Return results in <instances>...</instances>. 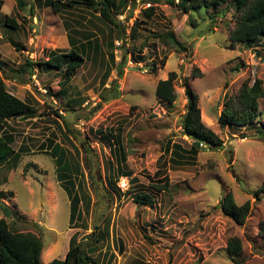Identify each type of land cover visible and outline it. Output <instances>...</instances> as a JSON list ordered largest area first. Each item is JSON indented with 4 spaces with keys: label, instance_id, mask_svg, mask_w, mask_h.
<instances>
[{
    "label": "rangeland",
    "instance_id": "rangeland-1",
    "mask_svg": "<svg viewBox=\"0 0 264 264\" xmlns=\"http://www.w3.org/2000/svg\"><path fill=\"white\" fill-rule=\"evenodd\" d=\"M1 1L0 77L9 92L26 100L31 114L20 120L23 125L15 134L14 148L21 142L26 148L21 149V159L8 169L0 166V192L7 202H0V208L11 211L13 219L14 214L23 216L28 225H21L23 230L39 225L44 241L41 262L49 252L53 255L48 263L63 261L73 236L87 242L94 227L102 225L104 242L94 255L101 264H237L226 252L233 237L243 241L242 264H264L260 233L264 193L259 201L252 194L264 181V100H259V124L222 128L219 122L227 100L244 83L264 84V42L251 47L231 44V15L212 22L207 14L179 11L169 3L173 0H139L125 14L124 33L123 27L118 29L85 7L58 15L46 0L35 1L32 16L30 8L17 10L15 0ZM130 4L133 9L135 2ZM151 8L154 15L149 17L144 11ZM6 16L15 18L21 30L9 28ZM135 22L139 26L133 36ZM72 28L79 32H70ZM168 32L175 41L164 44L157 36ZM72 40L86 62L69 84L67 97H56L63 75L37 64L47 61L52 51L69 52ZM28 61L36 63L31 73H19ZM194 68L200 70V78H195ZM172 72L178 75L177 101L168 105L158 101L155 90ZM186 83L198 95L204 125L223 147L203 145L206 148L196 158L180 159L173 145L189 150L193 143L182 129L188 106ZM169 141L173 145L168 154ZM54 144L63 147L69 164L82 165V172L74 174L76 188L82 183L80 196L91 200L89 215L82 204L83 221L73 226L70 199L58 183L51 154ZM120 150L126 156L123 168L133 175L110 185L109 163L114 176ZM165 176L170 186L158 191L155 186L163 184ZM229 192L240 206L251 205L245 226L220 209ZM139 193L150 194L154 204L138 205Z\"/></svg>",
    "mask_w": 264,
    "mask_h": 264
},
{
    "label": "trees",
    "instance_id": "trees-1",
    "mask_svg": "<svg viewBox=\"0 0 264 264\" xmlns=\"http://www.w3.org/2000/svg\"><path fill=\"white\" fill-rule=\"evenodd\" d=\"M15 1L20 11L30 8L32 16L34 15L35 1L38 4H42V0ZM132 1L135 2V0ZM29 3H31L30 7H28ZM169 3L171 6L176 7L179 11L185 14L195 12L202 16L207 14L212 22H214V20L216 21L218 18L225 20L228 15H231V29L228 34L231 44L251 47L252 45L257 44L261 45V42H264V0H178L177 4L175 3V0H173ZM128 4L129 0H120L119 2H116L115 0H46L45 2V5L58 15L65 11H69L68 9H80L81 7H85L89 11L99 13L105 21L110 22L112 25H116L118 29L123 27V33L125 32V25L123 24L124 26H122L121 23L119 24L117 22V16L125 11ZM2 5L3 1L0 0V8ZM144 13L149 17H152L154 15V9L151 8L145 10ZM84 19L85 18H81V20ZM192 22L194 25H198L196 21L192 20ZM5 24L14 31L21 30V27L15 18L6 16ZM138 26L139 23L135 22L131 28L133 36L137 35ZM72 29L73 30H70L72 33L79 32L74 28ZM157 38L164 44H170V42L175 41L172 32L158 35ZM177 45L181 47L180 44ZM70 46L72 49L69 52L59 53V51H52L47 61L38 62L39 64H37L46 67L48 70L49 68L57 70V74L61 73L63 75V81L60 84V90L56 94V97H67L69 94V84L77 75L78 70L82 68L86 62L84 55L80 54L77 49H75L74 40L70 41ZM166 61L167 57L162 60L163 66H165ZM34 66H36V63L28 61L21 67L19 73H31ZM2 67L3 65L0 62V70L4 71V68ZM199 71L200 70L197 68L193 69L192 72L198 74L195 78L201 77V72ZM177 78L178 75L175 72H172L169 74L167 80L158 83L155 90V95L158 101L168 105L175 104L177 101V95L175 94V81ZM185 93L188 99V106L182 122L183 136H189L193 143L190 145L189 150H184L180 146L173 145L172 141H169L168 148L165 150L166 153H170L171 146L173 145L174 147L176 146L175 150L185 154V156H182L175 151L174 154L177 157L180 159H190L196 158L203 148H222L223 142L216 134L204 125L201 118V111L198 107V95L193 92L187 83ZM117 96L115 95V97ZM259 100H264L263 82L257 80L253 85L244 83L236 96H234L233 99L227 100L225 108L219 118L221 127H244L251 124L254 125L261 123L262 113L259 107ZM30 111L31 107L26 100L23 101L9 92L5 78L0 77V120L27 118L29 114H31ZM56 115H58V113H56ZM261 126L264 128L263 124H261ZM67 130L71 132L68 126ZM111 136L108 139H112ZM117 139L120 140V136H118ZM11 140V137H8V140L0 137V166L6 165L17 156L11 146ZM119 140L118 146L120 145ZM51 154L56 158L58 183L62 185V188L66 191L70 199V226H73L76 222L83 221V213L80 212L82 204L86 208L85 215H89L90 211L91 200L88 196H85L84 198L80 196L78 190H82L84 186L81 183L76 188V177H74L79 172H82V165L77 162L69 164L65 160V150L59 144L54 146V152H51ZM19 156L21 157V155ZM117 158L118 167L117 170L115 169L114 176H112L114 169L109 163L108 177L110 185L117 183V180L121 177H131L133 175L131 171L123 168L126 156L122 155L121 150L118 152ZM161 174L162 172L158 171L156 175L159 177ZM162 180L163 184L155 186V189H158V191H166L170 186L167 176ZM136 181L137 179H132V182ZM263 193L264 181L257 190L252 192V194L254 198L259 201L261 199V194ZM8 195L13 197L12 193ZM3 200H5V196L0 192V202H3ZM135 200L136 203L141 206L151 207L154 204V199L150 194L139 193L135 197ZM220 209L222 210L223 215L239 226H245L250 217L249 214H251L250 203L247 202L245 205L240 206L237 204L235 197L231 192L227 193L222 201H220ZM22 217L23 216L17 214L15 216L14 214V219L11 221H8L5 218L0 219V264H43L41 262V256L44 250V241L42 235H39L40 232H38L40 227L35 224L34 226L36 229L32 230L31 228L23 230L21 225L24 227L28 225L22 222ZM101 226L102 225L94 227V231L85 239L87 242H78L76 236H73L70 240V247L65 259L63 261L54 260L49 264H101L100 259L94 257V255L99 252L98 246L103 244L105 238L101 231ZM105 226V229L108 232L110 223H106ZM260 233L264 235V223L260 227ZM242 242L243 241L238 237H233L227 242L228 245L226 252L229 258L234 260L237 264H242L245 261L243 258L244 248ZM48 254L50 255L52 252H49Z\"/></svg>",
    "mask_w": 264,
    "mask_h": 264
},
{
    "label": "crops",
    "instance_id": "crops-1",
    "mask_svg": "<svg viewBox=\"0 0 264 264\" xmlns=\"http://www.w3.org/2000/svg\"><path fill=\"white\" fill-rule=\"evenodd\" d=\"M46 1H44V3H45ZM15 3H16V1H15ZM17 4V3H16ZM2 7L3 6H1V9H0V11H2ZM16 8H18L17 7V5H16ZM17 10H19V9H17ZM21 12V11H20ZM3 13V12H2ZM34 16V15H33ZM6 19V18H5ZM70 30H73V29H70ZM81 69V68H80ZM12 93V92H11ZM13 95H15L16 96V94H14V93H12ZM17 97V96H16ZM19 98V97H18ZM21 99V98H20ZM21 100H23V99H21ZM24 101V100H23ZM22 119V120H21ZM23 121V120H27V118H18V119H4V120H0V137L1 138H4L5 140H8V137H11L12 138V140H11V142H12V144H11V146H12V148L14 149V151L16 152V154H17V156L16 157H14L9 163H7L6 165H3L4 167H7V169H8V167H9V164L10 163H14L15 162V160L16 161H18V160H20L21 159V157L19 156V155H23V154H21L22 152H21V149H26L25 147H24V145H23V142H21V144H20V147L19 148H14V145H15V134H16V130L17 129H20V127H22L21 125H23V123L21 122V121ZM18 124H20V126H18ZM10 125H12V126H14V127H11ZM21 130V129H20ZM24 140V138L22 139V141ZM56 144H54L53 146H52V148H51V152H54V146H55ZM60 145V144H59ZM63 148V147H62ZM2 166V167H3ZM15 201V200H14ZM3 202L5 203L6 201L5 200H3ZM3 202H1V203H3ZM7 203V202H6ZM2 205V204H1ZM17 206V205H16ZM17 208V210L16 211H18V212H20L19 211V208L18 207H16ZM11 211H9V210H5V211H3V210H1V208H0V219H2V218H5V219H7V220H13V217L11 216ZM52 255H53V253L52 254H47V256L45 257L44 256V258H43V260H44V264H49L48 262L49 261H51L52 259H50L51 257H52ZM50 259V260H49ZM51 263V262H50Z\"/></svg>",
    "mask_w": 264,
    "mask_h": 264
},
{
    "label": "built area",
    "instance_id": "built-area-1",
    "mask_svg": "<svg viewBox=\"0 0 264 264\" xmlns=\"http://www.w3.org/2000/svg\"><path fill=\"white\" fill-rule=\"evenodd\" d=\"M30 1V0H29ZM132 2H134V1H132V0H129V4H128V6H127V8L125 9V11L123 12V13H121L120 15H118L117 17H118V19L123 23V24H127V22L125 21L126 20V13H128L129 11L131 12L132 10H134L135 8H136V5H138L139 3V0H135V8H133L132 9V7H131V4L130 3H132ZM151 6V4H148V7H150ZM119 46H120V44H118ZM44 93L45 94H47V90H45L44 91Z\"/></svg>",
    "mask_w": 264,
    "mask_h": 264
}]
</instances>
